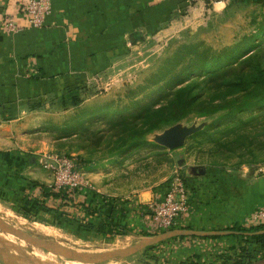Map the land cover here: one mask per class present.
Returning <instances> with one entry per match:
<instances>
[{
	"label": "rangeland",
	"instance_id": "1",
	"mask_svg": "<svg viewBox=\"0 0 264 264\" xmlns=\"http://www.w3.org/2000/svg\"><path fill=\"white\" fill-rule=\"evenodd\" d=\"M182 2V10L162 23L158 34L146 37L135 47L127 41L123 53H112L108 58L90 55L95 60L89 70L77 76V83L68 81L62 92L44 102L39 114L31 118L25 152L36 161L32 160L29 169L46 175L49 186L53 176L41 162L54 156L79 160L91 188L100 187L121 201L137 202L139 197L146 200L154 190L168 184L175 171L185 176L189 167L196 165L251 167L256 176L264 175V107L238 112L217 123L227 110L206 117L197 115L199 109L211 110L239 95L230 92L227 85L240 74L247 76L264 69V36L255 45L223 58L220 67L212 68L220 73L231 69L224 77L207 79L192 73L175 80L188 59L194 57L185 47L212 53L236 46L255 33L258 23L264 20V3ZM174 58L178 61L171 65ZM189 86L198 96L196 110L176 125L199 131L175 150L154 142L167 128L139 137L138 133L173 99L174 92ZM256 87L255 92L259 90ZM20 172L0 167V174L8 177L19 176ZM16 210L23 208L15 202L14 193L0 189V250L18 264H179L190 255H198L202 261L229 256L228 250L236 241L190 240L200 245L196 248H184L185 241L158 245L168 239L146 252L139 245L145 243L149 236L144 232L149 231L138 226L131 231L125 227L127 232L120 235L98 224L93 231H86L79 227H85L89 220H83L85 225L77 220L80 226L71 225L68 218L48 225L26 219ZM152 254L157 261L152 260ZM261 258L256 255L254 264H264Z\"/></svg>",
	"mask_w": 264,
	"mask_h": 264
},
{
	"label": "crops",
	"instance_id": "2",
	"mask_svg": "<svg viewBox=\"0 0 264 264\" xmlns=\"http://www.w3.org/2000/svg\"><path fill=\"white\" fill-rule=\"evenodd\" d=\"M25 1L0 0V16L7 11L22 25L18 10ZM182 1L51 0L44 27H25L15 34L0 32V167L21 171L19 177L24 180L48 187L46 175L29 169L36 161L25 152L31 118L39 114L44 102L62 92L68 81L77 83V76L89 70L95 60L90 55L108 58L123 53L127 41L135 47L158 34L159 26L182 10ZM191 167L184 173L193 197L189 217L177 230L227 231L264 207V175L256 176L254 168ZM10 180L0 175V187L11 193L16 181ZM17 183L20 188L25 185L23 180ZM92 189L97 196L95 205L101 198L113 200L115 208H120L118 202H136L121 201L97 186ZM24 193L29 195L28 190ZM31 196L40 194L33 191ZM154 196L153 191L148 199L139 197L136 203H148Z\"/></svg>",
	"mask_w": 264,
	"mask_h": 264
},
{
	"label": "trees",
	"instance_id": "3",
	"mask_svg": "<svg viewBox=\"0 0 264 264\" xmlns=\"http://www.w3.org/2000/svg\"><path fill=\"white\" fill-rule=\"evenodd\" d=\"M234 2H240L243 4H262L264 0H233ZM264 36V20L258 23L255 33L250 34L242 39V42L237 44L234 47L222 50L220 52H212L208 49L198 52L192 47H185L186 51H192L194 54L193 58L188 59V63L183 67L182 72L175 77H182L184 75H190L192 73H197L207 79H214L221 75L224 77L225 73H230L231 69H227V71H217L216 69H212L220 67L222 63V59L228 57L234 52L243 51L247 46L255 45L261 37ZM249 59V57L245 58V62ZM178 58H174L169 63L171 65L176 64ZM229 70V71H228ZM200 77V76H198ZM210 81V80H208ZM214 83V82H213ZM212 84V83H210ZM219 84L216 85L218 87ZM254 86L259 88L258 91H254ZM227 88L230 89V92L235 94H239L233 99L229 101H223L222 105H218L211 110H205L197 112L199 117H206L222 110H227V112L222 115L219 119L215 121L217 123L220 119L228 118L230 116H234L238 112L251 110L257 107H264V69H256L254 73L251 75L243 76L240 74L236 77L235 80H232L228 83ZM245 93L243 96H240L242 93ZM173 94V93H172ZM171 94V95H172ZM170 95V94H169ZM197 95H193L191 92L190 86L177 90L173 94V99H169L167 105L163 107L158 114L155 115V118L150 121L149 125L142 129L139 134V137H143L146 134L152 133L157 130H163L170 126L176 125L178 122L186 118L189 114L195 112L194 104ZM241 123V122H240ZM243 125H247V123H243ZM251 142L248 143V145ZM248 151V148H247ZM249 153H252L249 150ZM234 168V167H233ZM237 168V167H235ZM2 175V174H0ZM185 179V177L183 176ZM10 181H16L14 200L16 203L22 206L23 210H16L19 215L26 219L39 220L48 225L53 224L56 220H67V218L71 221V225L77 224V220L80 223L86 224L83 220H89L85 227L80 226L86 231H93L95 229V225L98 224L101 226V229L106 228L112 230L115 234H122L125 231L123 228L129 227L131 229L138 226L143 230H147L143 223L140 221V218L137 216L131 217L129 214L133 215L131 210V204L128 205L127 202H123L118 204L120 208H115L113 200L109 199L105 201V199L101 198V202L99 205L94 204L95 193L88 192L86 195L85 203H74V200L66 195L61 196L59 193H55L52 188L40 185L34 181H27L19 176H10ZM23 180L25 182L20 188L18 186V181ZM185 183L188 186L187 180L185 179ZM1 185V184H0ZM168 184H163L162 187L154 190L156 196L162 198L165 192L167 191ZM189 189H191L188 186ZM4 190L3 188H0ZM24 190H28L30 195L31 192L36 191L40 194L39 197L35 196L30 198L29 195L24 193ZM139 209H144V206L141 204H137ZM81 210L82 218L79 219L76 217L75 212ZM75 215H74V214ZM74 215V217L72 216ZM41 216V217H40ZM43 216H46L47 219H43ZM131 217V218H130ZM97 228V227H96ZM187 229V228H186ZM174 230V229H170ZM264 230V225H256V226H247L243 225V223H238L227 231L236 232V234H231L227 236H214V237H179L172 238L168 241L162 242L160 245H166L167 243H178L181 241H185L186 247H194L200 246L197 243H193L190 240L196 241H217V240H227L235 241L231 245L228 250L229 256L218 257L216 259H209L202 261L201 257L198 255H190L186 260L182 261L179 264H254L256 261V255H261V259L264 258V233L249 236L247 234L260 232ZM129 231V232H130ZM148 231V230H147ZM164 232V231H163ZM145 236L154 235L152 233L144 232ZM189 241V242H188ZM188 242V243H187ZM151 246L145 248L146 252H152V250L157 249L159 246ZM190 245V246H189ZM183 248V247H182ZM152 260L157 261L156 255H151Z\"/></svg>",
	"mask_w": 264,
	"mask_h": 264
},
{
	"label": "built area",
	"instance_id": "4",
	"mask_svg": "<svg viewBox=\"0 0 264 264\" xmlns=\"http://www.w3.org/2000/svg\"><path fill=\"white\" fill-rule=\"evenodd\" d=\"M51 10V0H26L18 10L23 24L20 25L13 14L5 11L0 16V32L15 34L25 27H44ZM41 164L53 176V183L48 187L61 196L71 197L74 203H85L87 193L93 189L84 178L83 166L79 160L54 156L43 159ZM191 193L181 173L175 171L162 198L153 197L151 202L143 205L144 209H139L137 204L140 203L136 202H131L130 206L133 215L141 219L144 227L150 233L157 234L183 225L184 220L189 217L190 201L193 198ZM74 213L79 219L82 218L80 209ZM242 223L247 226L264 225V207L253 211Z\"/></svg>",
	"mask_w": 264,
	"mask_h": 264
},
{
	"label": "water",
	"instance_id": "5",
	"mask_svg": "<svg viewBox=\"0 0 264 264\" xmlns=\"http://www.w3.org/2000/svg\"><path fill=\"white\" fill-rule=\"evenodd\" d=\"M199 129L193 128V127H181L179 125H173L167 129H165L160 135L156 136L154 138V142L164 147L168 150H175L180 147H182L185 144V141L193 136L195 133H197ZM0 227L3 229V226L0 224ZM8 231H11L7 229ZM11 233H14V235H18L19 237H23L19 235L18 233H15V231H11ZM264 233L263 231L255 232L247 234L249 236L258 235ZM231 234H236V232L232 231H210V232H204V231H191L187 229H174V230H168L164 232H160L154 235H151L149 237H146L145 243L139 245L140 247L148 248L151 246L156 245L157 243L161 241H165L172 238H179V237H214V236H227ZM73 255H70L71 257ZM7 260H6V259ZM0 264H18L15 262L13 257L9 256L8 254H4V251L0 250Z\"/></svg>",
	"mask_w": 264,
	"mask_h": 264
},
{
	"label": "bare ground",
	"instance_id": "6",
	"mask_svg": "<svg viewBox=\"0 0 264 264\" xmlns=\"http://www.w3.org/2000/svg\"><path fill=\"white\" fill-rule=\"evenodd\" d=\"M2 239H3V236H2ZM10 240H11V239H10ZM6 244H7V243H6ZM10 244H11V243L8 242V247H9V248H10ZM14 246H15V245H14ZM6 247H7V246H6ZM11 247L13 248L12 244H11ZM9 248H8V249H9ZM12 248H11V250H12ZM14 248H15V247H14ZM14 250H15V249H14ZM16 250H17V249H16ZM22 251H23V250H22ZM22 255H23V254H22ZM31 255H33V254H31ZM34 255H35V253H34ZM35 256L37 257V255H35ZM38 257H39V256H38ZM39 258H40V257H39ZM43 260H44V258H43ZM261 264H262V263H261Z\"/></svg>",
	"mask_w": 264,
	"mask_h": 264
}]
</instances>
